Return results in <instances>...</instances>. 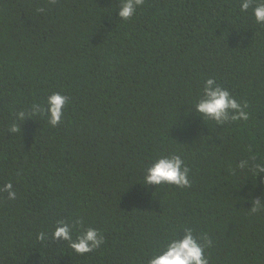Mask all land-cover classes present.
<instances>
[{
	"label": "trees",
	"instance_id": "obj_1",
	"mask_svg": "<svg viewBox=\"0 0 264 264\" xmlns=\"http://www.w3.org/2000/svg\"><path fill=\"white\" fill-rule=\"evenodd\" d=\"M119 2L0 0V264H148L185 229L212 242L209 264H264V207L251 211L264 174L237 167L264 163L256 0L247 12L240 0H143L128 20ZM207 78L247 120L194 111ZM53 92L68 97L56 126L32 113ZM170 154L191 186H144ZM59 221L73 240L92 227L104 242L78 254L52 239Z\"/></svg>",
	"mask_w": 264,
	"mask_h": 264
},
{
	"label": "clouds",
	"instance_id": "obj_2",
	"mask_svg": "<svg viewBox=\"0 0 264 264\" xmlns=\"http://www.w3.org/2000/svg\"><path fill=\"white\" fill-rule=\"evenodd\" d=\"M143 0H120L118 5V16L120 20L132 18L137 7ZM252 0H240L241 12H247ZM40 11H43L41 9ZM252 15L257 24L264 25V0H256V7L252 9ZM68 97L58 92L50 94L44 105H33L32 113H44L48 122L52 126L61 123L64 115L65 105ZM246 105L239 103L235 97L225 88L221 87L214 78H207L204 81L203 95L194 106V111L203 119L208 118L223 125L230 121L247 120L248 113L244 110ZM23 117L24 113H19ZM237 167L241 170L251 171L255 178L264 174V163L257 162V157L250 155L246 159H241ZM190 169L185 164L184 159L179 154L161 155L154 159L144 170L143 185L159 186L162 184L175 185L178 188H188L191 186L189 179ZM3 191L7 192L8 199L14 200L16 192L13 190L11 182L5 183ZM264 199H257L251 207L252 212L260 210L264 205ZM39 239L47 238V233L41 232ZM52 239L69 242L70 247L78 254L93 251L101 246L103 236L96 228L89 227L82 235L72 238V225L59 221L52 232ZM211 241L206 240L201 243L191 229H185L179 238L170 239L164 249L154 254L148 264H209L208 258L204 255V249L211 246Z\"/></svg>",
	"mask_w": 264,
	"mask_h": 264
}]
</instances>
